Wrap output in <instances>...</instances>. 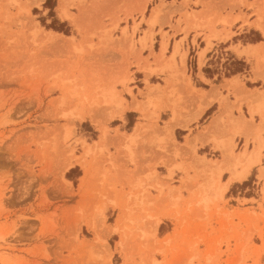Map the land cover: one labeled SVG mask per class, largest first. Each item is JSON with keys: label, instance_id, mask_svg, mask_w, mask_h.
I'll return each mask as SVG.
<instances>
[{"label": "rangeland", "instance_id": "obj_1", "mask_svg": "<svg viewBox=\"0 0 264 264\" xmlns=\"http://www.w3.org/2000/svg\"><path fill=\"white\" fill-rule=\"evenodd\" d=\"M60 1L0 0V264H264V142L167 130L198 108L203 45L219 80L244 69L246 89L243 57L263 75L261 47L240 52L264 41V0H65L74 22ZM255 92L239 135L252 109L264 125ZM244 151L259 162L233 180Z\"/></svg>", "mask_w": 264, "mask_h": 264}, {"label": "crops", "instance_id": "obj_2", "mask_svg": "<svg viewBox=\"0 0 264 264\" xmlns=\"http://www.w3.org/2000/svg\"><path fill=\"white\" fill-rule=\"evenodd\" d=\"M61 6H62V0L60 1L59 9L61 8ZM145 8H147V4ZM236 22H238V20ZM255 23H257V21L254 22V26H256ZM256 28L257 30L264 33V28L260 29L257 26ZM244 31L245 33L249 32L248 30H244ZM191 36L192 37L190 38L189 48L190 50L191 49L194 50L195 48L193 45V34ZM257 47H261L260 50L264 51V41L260 40V41H256L252 43H247L246 45L244 44L243 47L241 48L242 51L240 53L241 55H248L249 52L246 50L251 51ZM204 48L205 46L203 45V47H201V50L205 51ZM199 52L200 51H197L196 53L197 56L195 57L196 62H197L196 75L199 76V80H197L199 82V86H196V89H195L199 97L198 108L193 113L194 116L190 121L183 122L177 119L175 122L170 121L169 124L173 126V130L176 128L175 136L177 132L180 133V130H181V128H177V127L181 126L185 128L184 131H186L187 127L193 126L195 123L197 122L201 123V121H203V123H201L202 124L201 129H199L198 131H195L190 141L192 142H215L214 140L217 137H219V135L225 133L227 135L226 137L228 138L227 141L235 138L234 142H245V139L247 136L248 138L255 137V138H258L259 140L261 139V142H264V125L263 126L261 125V123L263 122V119L257 114V113L261 114V112H258L254 109H252L254 112L253 113L254 123L248 122V124H251V126L249 127V129H244L245 131H243V136L237 134V132L241 128L247 126V122H245V124L242 123L243 117L240 115V112L238 109L239 102L242 99L239 94H244V93L246 94L247 90L252 91V92L258 90L260 92H255L251 94L250 96L249 95L246 96L245 101H247L249 105L253 103L254 107H257L260 101H264V72H263V75L255 79L256 77L255 73L257 74L258 72L259 64L253 63V61L248 60V59L246 60L244 57L242 58L245 61H247V63L249 64V70H247V73H248L247 76L250 77L252 81L246 85V89L241 90V89H238L239 85L237 83L236 78H234L235 76L229 77L227 79L219 80L218 75L209 74L207 70L204 71V67L200 69L198 67V63H200V65H203L205 58L201 62L200 55L198 58ZM210 54H209V57H210ZM198 59H199V62H198ZM250 62H252L253 64L250 65ZM254 69L256 70V72H254ZM236 88L238 89L237 92H235ZM229 91L231 92L229 93ZM235 93L237 96L235 95ZM220 94H222V97L229 96L228 98L229 100L228 101L226 100L225 103L222 102L220 98ZM132 107L133 108L131 109H136L134 106ZM243 113H244L245 119L250 121L251 115L249 114V111L247 110L246 104L243 105ZM223 121H225L226 123H224ZM236 124H238L240 128L239 130L237 128L238 126L237 127L235 126ZM248 177L244 179V181H246ZM234 184L235 183L233 182V185ZM235 199L236 200L245 199L247 201L250 200L249 198H246V197L245 198L237 197Z\"/></svg>", "mask_w": 264, "mask_h": 264}, {"label": "bare ground", "instance_id": "obj_3", "mask_svg": "<svg viewBox=\"0 0 264 264\" xmlns=\"http://www.w3.org/2000/svg\"><path fill=\"white\" fill-rule=\"evenodd\" d=\"M38 1H41V0H38ZM60 10V16L63 18V20H67V21H72V22H74V18L71 16V14H69V12H68V10H67V7H66V3H65V0H63V4H62V6H61V8L59 9ZM166 9H165V7H163V9L162 8H157L155 11H154V14H153V16H152V18H151V20H150V22H151V25H155V23L157 22V20H158V18L161 16V14L163 13V11H165ZM255 25L258 27V28H260V29H263L264 28V23H261V22H257V23H255ZM35 30H37V31H40V28H38V26H36L35 27ZM58 36H60V35H57V34H55V33H51V32H47V36H46V38H48V39H53L54 37H58ZM165 50H166V46L165 45H163V47H162V49H161V53H160V57H163L164 56V52H165ZM205 53H206V51H204V52H202L201 54H200V59H201V62H202V60L204 59V57H205ZM108 96L110 97V99L112 100V99H114L115 98V95H114V92H110L109 94H108ZM131 108H133V107H130L129 109H131ZM245 119H243V121H242V123H244L245 124ZM141 126V125H140ZM139 126V127H140ZM138 128V127H137ZM143 128V127H142ZM140 129V131H141V128H139ZM137 130V129H136ZM168 131H174L173 130V126H171L170 124H169V127H168V129H167ZM193 143L194 142H191L190 143V146L192 147L193 146ZM256 153V152H255ZM225 156H226V160L227 159H233L234 157H233V154L231 153V152H226L225 153ZM235 162L237 163V164H243V165H245L244 166V170L242 171V172H239L238 174L237 173H235L234 174V179L233 180H240V181H243L244 179H246L248 176H249V174H250V172H251V170H252V167L256 164V163H258L259 162V158H258V156H257V154H250V153H248L247 151H244V153H242V154H240L238 157H235ZM73 165V163H71L70 164V166L71 167H73L72 166ZM232 177H233V174H232ZM262 177L264 178V172L262 173ZM120 229H119V227H117V229H111L110 231V233L109 234H111V233H113V232H116V231H119ZM96 231H98V230H96ZM96 242H97V244H99V245H101V244H103V242H104V237H103V234L101 233V234H97V237H96ZM124 241H125V238L123 237L122 238V240H121V242L119 243V247L120 248H122L123 247V245H124ZM108 251H109V249H107ZM110 255L112 254V253H110V252H108ZM106 254V255H109V254ZM110 257L111 256H107V261H108V263L110 264ZM105 260H106V258H105ZM110 261V262H109ZM107 263V264H108Z\"/></svg>", "mask_w": 264, "mask_h": 264}, {"label": "trees", "instance_id": "obj_4", "mask_svg": "<svg viewBox=\"0 0 264 264\" xmlns=\"http://www.w3.org/2000/svg\"><path fill=\"white\" fill-rule=\"evenodd\" d=\"M238 63L240 64V62H238ZM241 65H242V67H244L245 64H241ZM243 70H244V69H238V70L235 69V70L232 72V75H231V76H234V75H236V74L242 73Z\"/></svg>", "mask_w": 264, "mask_h": 264}]
</instances>
